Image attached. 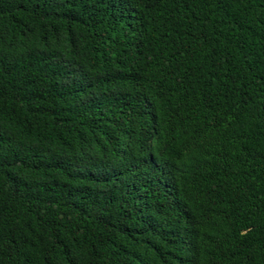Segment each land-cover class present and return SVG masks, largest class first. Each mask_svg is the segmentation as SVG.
Instances as JSON below:
<instances>
[{
  "label": "trees",
  "instance_id": "1",
  "mask_svg": "<svg viewBox=\"0 0 264 264\" xmlns=\"http://www.w3.org/2000/svg\"><path fill=\"white\" fill-rule=\"evenodd\" d=\"M0 264H264V0H0Z\"/></svg>",
  "mask_w": 264,
  "mask_h": 264
}]
</instances>
